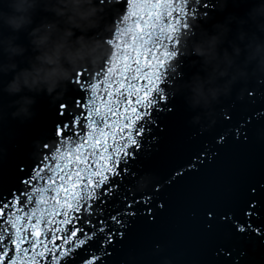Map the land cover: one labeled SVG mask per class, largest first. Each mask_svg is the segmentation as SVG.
Wrapping results in <instances>:
<instances>
[{"label": "water", "instance_id": "obj_1", "mask_svg": "<svg viewBox=\"0 0 264 264\" xmlns=\"http://www.w3.org/2000/svg\"><path fill=\"white\" fill-rule=\"evenodd\" d=\"M11 2L0 0V12L5 14L0 17V199L10 196L12 189L25 190L19 180L50 152L44 145L63 139L56 135L57 128L63 126L72 135L67 127L71 110L86 95L78 81L103 80L96 74L113 67L109 60L118 50L114 45L124 39L117 29L124 26L128 11L126 0H93L99 5L91 17L96 26L82 30L70 19L77 8L86 11L93 5L22 0L26 11L16 15H24L29 22L14 30L6 22L13 13ZM261 7L264 0H172L174 31L165 32L161 42V51L169 55L162 57L158 93H153L155 121L146 124L142 147L116 190L115 204L122 209L130 204L128 211L136 218L133 221L130 215L126 232L109 222L123 235H115L105 246L109 254L101 264H264V214L247 207L258 197L257 206L264 204L259 190L264 184V74L253 70L256 60L245 63L249 45L264 46V16L257 14ZM218 24L228 29L218 50L235 56L236 64L248 74L249 92L239 100L245 78L238 77L228 94L221 92L208 104H197L194 82L206 78L208 68L193 48L216 35ZM69 31V41L83 36L107 54L96 71L81 72L71 83L61 81L51 94L43 85L39 90L5 91L17 72L39 65L38 57L50 54L51 43L38 47L35 40L47 36L55 42ZM234 48L240 49L238 56ZM64 67L69 65L65 62ZM21 98L34 103L24 105ZM62 105L68 107V114ZM22 106L28 107L30 115L20 111ZM206 148L211 153L208 158L201 154ZM161 203L164 207L159 209ZM208 210L227 212L228 219L209 230ZM157 212L155 222L144 218L151 220ZM92 250L100 254L98 246ZM82 258L87 254L80 252L76 264Z\"/></svg>", "mask_w": 264, "mask_h": 264}, {"label": "snow or ice", "instance_id": "obj_2", "mask_svg": "<svg viewBox=\"0 0 264 264\" xmlns=\"http://www.w3.org/2000/svg\"><path fill=\"white\" fill-rule=\"evenodd\" d=\"M126 3L124 26L117 29L124 39L114 45L118 50L109 60L113 67L96 74L103 80L78 81L86 95L71 110L67 127L72 135L63 126L57 128L56 135L63 139L44 145L50 152L19 180L25 190L12 189L10 196L0 199V264H76L80 252L87 258L79 264H101L109 254L105 246L115 235H123L109 222L126 232L130 215L133 221L136 218L128 211L130 204L123 209L115 204L116 190L119 178L137 158L146 124L155 121L153 93H158L162 57L169 55L161 51V42L174 26L172 0ZM175 22L179 23L178 17ZM62 107L68 114V107ZM224 139L219 137L221 142ZM201 154L211 155L207 148ZM197 160L203 163L199 155ZM20 172L24 174L25 169ZM259 190L264 194V184ZM258 199L247 207L264 214ZM163 207L161 203L159 209ZM157 215L144 218L155 222ZM207 217L206 227L211 230L221 219L227 220L228 213L208 210Z\"/></svg>", "mask_w": 264, "mask_h": 264}, {"label": "clouds", "instance_id": "obj_3", "mask_svg": "<svg viewBox=\"0 0 264 264\" xmlns=\"http://www.w3.org/2000/svg\"><path fill=\"white\" fill-rule=\"evenodd\" d=\"M73 2L76 5L89 4L93 6L86 11H81L77 8L70 22L82 30L95 27L96 21L91 19V17L96 15L99 5H94L93 0H73ZM10 7L13 9V13L6 17V22L14 30H18L28 23L29 20L24 15H16V13H23L26 9L22 0H12ZM257 14L264 16V7H261ZM4 16L5 14L0 12V17ZM261 27H264V24ZM216 28L218 29L216 35L202 39L193 48L197 55L204 58V63L208 68L207 77L204 79L197 78L194 82V102L197 104L203 102L206 105L210 99L215 100L221 92L228 94L231 91V85L238 77L245 78V86L241 89L239 100L245 99L243 93L249 92V87L247 86L248 74L236 64L235 56L230 55L226 49L222 53L218 50V46L223 42L228 31L226 25L218 24ZM69 36H71L70 31L66 32L62 38L55 42H50L47 36L35 40L34 43L38 47L51 43L50 54L46 52L43 56L38 57L41 61L39 65L17 72L5 87V91L19 93L24 88L39 90L40 86L43 85L46 87L47 92L51 94L61 81L71 83L81 72L96 71L100 66L101 58H106L107 54L100 51L98 44H95V42L89 43L83 36L78 37L74 42L68 40ZM75 45H79V47H75ZM234 52L238 56L240 49L234 48ZM252 60L257 61L253 70L264 74V46L257 45L255 48L251 45L248 46L247 61L245 63ZM65 62L69 65L68 68L64 67ZM225 77L228 79L222 85L217 83L218 79ZM21 99L24 105L34 103V100L29 98ZM19 102L17 101V103ZM20 111L30 115L26 106H22ZM16 115L17 113H13V116Z\"/></svg>", "mask_w": 264, "mask_h": 264}]
</instances>
